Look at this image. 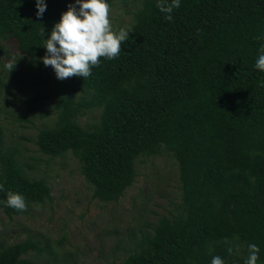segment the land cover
<instances>
[{
    "label": "trees",
    "instance_id": "obj_1",
    "mask_svg": "<svg viewBox=\"0 0 264 264\" xmlns=\"http://www.w3.org/2000/svg\"><path fill=\"white\" fill-rule=\"evenodd\" d=\"M106 2L111 9L115 0ZM157 2L141 0L119 56L101 57L85 80L47 71L55 119L34 143L52 159L71 154L104 204L117 203L132 186L138 160L167 154L174 161L175 212L143 224L149 231L139 236L120 238L113 252L126 256L111 264H211L217 255L244 264L249 244L259 247L257 264H264V72L255 67L264 0H180L171 22ZM45 3L38 18L36 0H0V50L15 41L22 56L14 66L47 68L38 61L45 40L70 4L79 7L75 0ZM89 112L98 117L82 127L78 120ZM18 154L0 126V214L8 219L25 212L6 205L8 192L23 195L27 208L51 200L46 180L30 178ZM43 251L29 236L0 244V264H33L28 255Z\"/></svg>",
    "mask_w": 264,
    "mask_h": 264
},
{
    "label": "rangeland",
    "instance_id": "obj_2",
    "mask_svg": "<svg viewBox=\"0 0 264 264\" xmlns=\"http://www.w3.org/2000/svg\"><path fill=\"white\" fill-rule=\"evenodd\" d=\"M140 2L115 0L109 15L114 30L127 28ZM1 46L0 126L5 145L18 149L21 162L30 166L25 167L30 178L46 180L51 200L12 219L0 214V244L5 247L28 236L40 240L44 251L27 257L33 264H111L125 257L121 251L113 252L120 238L126 239L132 231L139 236L138 230L149 231L143 224L152 225L175 212L180 185L174 161L167 154L138 160L135 181L120 200L97 201L71 154L52 159L34 143L37 132L53 126L55 119L50 75H55L54 70L51 66L32 69L24 61L8 73L6 64L13 57L19 61L22 54L13 39ZM38 61L43 63L41 58ZM97 117V112H89L78 123L87 127Z\"/></svg>",
    "mask_w": 264,
    "mask_h": 264
},
{
    "label": "clouds",
    "instance_id": "obj_3",
    "mask_svg": "<svg viewBox=\"0 0 264 264\" xmlns=\"http://www.w3.org/2000/svg\"><path fill=\"white\" fill-rule=\"evenodd\" d=\"M75 3L79 7L70 4L67 11L61 13L59 22L54 24L43 46L46 54L41 60L45 66L52 67L59 80L73 76H81L85 80L92 68L100 65L101 57L111 60L119 56L122 43L129 39V33L132 32L131 28L113 29L109 19L110 5L106 0H75ZM46 7L45 0H36L38 18L42 17ZM156 7L165 13L164 19L171 22L172 12L180 7V0H158ZM40 35L43 36L42 28ZM16 61L13 57L6 64L8 73ZM255 67L264 72V46L260 48ZM2 187L0 185V190ZM6 205L17 211H25L27 208L23 195L16 192L7 193ZM223 242L229 245V255L233 254L232 241L225 238ZM259 252L257 245L249 244V254L244 264H257ZM211 264H225V261L217 255L213 256Z\"/></svg>",
    "mask_w": 264,
    "mask_h": 264
}]
</instances>
